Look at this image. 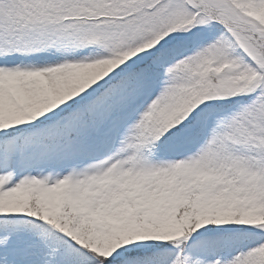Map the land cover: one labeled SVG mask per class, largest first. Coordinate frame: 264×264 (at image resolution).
<instances>
[{
    "label": "snow or ice",
    "instance_id": "1",
    "mask_svg": "<svg viewBox=\"0 0 264 264\" xmlns=\"http://www.w3.org/2000/svg\"><path fill=\"white\" fill-rule=\"evenodd\" d=\"M0 264H264V0H0Z\"/></svg>",
    "mask_w": 264,
    "mask_h": 264
}]
</instances>
